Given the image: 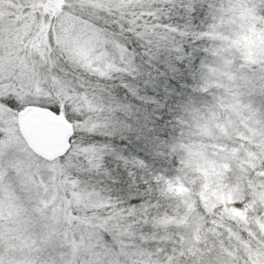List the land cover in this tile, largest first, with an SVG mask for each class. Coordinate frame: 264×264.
Instances as JSON below:
<instances>
[{
	"label": "snow or ice",
	"instance_id": "obj_1",
	"mask_svg": "<svg viewBox=\"0 0 264 264\" xmlns=\"http://www.w3.org/2000/svg\"><path fill=\"white\" fill-rule=\"evenodd\" d=\"M252 23L264 28V0H0V264H264L259 230L167 192L195 175L186 151L209 128L221 167L244 150L231 109L264 133V60L229 63ZM32 107L72 125L56 158L25 135ZM259 155L224 182L264 221Z\"/></svg>",
	"mask_w": 264,
	"mask_h": 264
},
{
	"label": "trees",
	"instance_id": "obj_2",
	"mask_svg": "<svg viewBox=\"0 0 264 264\" xmlns=\"http://www.w3.org/2000/svg\"><path fill=\"white\" fill-rule=\"evenodd\" d=\"M252 34L250 36H253L254 38H257V36L263 38L264 40V28H260L257 26L256 23H253L252 28ZM259 41L257 40L256 43ZM256 44H252L251 46H248L246 43H243L242 46L238 48H234L235 52L232 54V58L230 59L229 63L232 65H236L237 62H242L246 65H252L257 64V60L253 62L252 58L259 57V55L256 52L255 48ZM255 54V56L253 55ZM257 55V56H256ZM234 75V74H233ZM184 85H182L183 87ZM228 91L226 86H222L218 88L216 96L217 99H223L225 101V108H230V104L228 103V98L224 96L223 94ZM234 113V118L231 120V131L226 130V134L229 137V139H232L233 135L241 142L243 151H240L239 149L235 152H230L229 154L231 157L235 158H245L250 163L246 164L243 163L245 166L242 168L245 173L248 172H257V169L260 166L261 163V156L259 153L261 151H264V133L261 132L260 127L258 125H254L251 121L248 120V113L245 112H239L236 113L235 109H231ZM258 111V108H257ZM202 115V114H201ZM219 115V114H218ZM239 115H242L243 119L239 117ZM254 119L259 120L260 117L257 115ZM214 135L211 128H209L207 134L203 137H198L194 141H192L193 144L199 145L200 150L199 151H208L207 145L210 141V138ZM242 135V136H240ZM219 151H223V146H218ZM195 152L192 149H187L186 156L187 159L185 161V168L188 170V174H195V175H189V183H185L184 180L177 179L176 181L169 180L168 181V188L167 192L169 195H171L174 198H179L182 202H188L191 201L189 204V207L192 209H195L196 207V197L198 196L200 199V202L204 204L206 207L209 208H215L216 206L222 204L225 206V217L230 218L232 222H239L237 227H250V230L255 231L259 230L261 234H264V231L262 230V220L259 217H256L254 215H249V211H252V208H249L247 211H241L233 207V203L235 200L243 199V185H240V191L236 192L234 197L232 199H224L221 201H217L214 199H210L208 197H205L203 194V190L207 188V179L204 177L202 173H200L195 168ZM214 153V152H213ZM245 156H250V158H246ZM257 175H264V172H259ZM247 175L245 176V179H247ZM201 179L203 180V184H201L200 188L197 189L196 185L200 183ZM259 183H264V181H257ZM209 186V183H208ZM211 187V184H210ZM249 187L255 188V185L252 183V181H249ZM211 189V188H210ZM231 225H229L230 227ZM233 236L235 238H239V232L233 231Z\"/></svg>",
	"mask_w": 264,
	"mask_h": 264
},
{
	"label": "rangeland",
	"instance_id": "obj_3",
	"mask_svg": "<svg viewBox=\"0 0 264 264\" xmlns=\"http://www.w3.org/2000/svg\"><path fill=\"white\" fill-rule=\"evenodd\" d=\"M242 28H243V26H242ZM252 28H253V23L251 24L250 27L247 28L246 31L242 30L241 33L238 34L236 39L233 41V47L238 48V47L242 46L243 43H246L248 46H251L252 44H256L255 45V48L257 49L256 52L259 55V57H261V59H259L258 57H257V59L256 58H252V59H253V62L255 60H257V62H260L261 60H264V40H263V38H261L259 36H257V38L250 36V35H253L252 34ZM95 38L97 40H99L100 43H103V37L100 36L98 33L95 34ZM257 40L259 41L258 43H256ZM81 54L85 60H88V57L90 56V53L88 51L82 50ZM253 55L255 56L254 53H253ZM87 66L91 67L90 61H88ZM44 110H46V109H44ZM51 114L53 116H55L53 113H51ZM241 116L242 115H239L240 118H241ZM60 117L64 118L63 115H61ZM22 121H23V119H22ZM22 121H21V124H22ZM71 127H72V125H71ZM240 136H242V135H240ZM29 143L31 144L30 141H29ZM68 146L69 145L67 142L66 146L63 149H61L59 152L53 153L51 155H46L42 152L41 153L43 155L48 156L49 158H56L57 156L61 155L64 151H66ZM33 148L36 151L40 152L34 146H33ZM195 154H196L195 160H194L195 168L200 173H202L204 175V177L207 179V188L205 190H203V194L205 195V197H208L210 199H214L217 201H221V200H224L226 198L232 199L234 197L235 193L240 191V185L237 187L230 186L224 182V178L226 177V175L228 173L233 172V164L236 163L237 159L240 162L237 165V167H239V168L245 167L243 165V163L249 164L250 162L243 157H241V158L232 157L233 159L230 162L223 164V166L221 167L219 165V162L213 158L217 155L216 152L209 155L208 151H198L197 153L195 152ZM245 157L250 158V156H245ZM208 183H209V186H208ZM210 184H211V187H210ZM261 228L264 231V221L262 222Z\"/></svg>",
	"mask_w": 264,
	"mask_h": 264
},
{
	"label": "water",
	"instance_id": "obj_4",
	"mask_svg": "<svg viewBox=\"0 0 264 264\" xmlns=\"http://www.w3.org/2000/svg\"><path fill=\"white\" fill-rule=\"evenodd\" d=\"M22 115V128L37 150L51 155L66 146L72 127L65 118L38 107L28 108Z\"/></svg>",
	"mask_w": 264,
	"mask_h": 264
}]
</instances>
